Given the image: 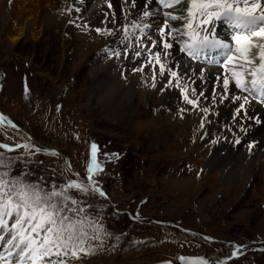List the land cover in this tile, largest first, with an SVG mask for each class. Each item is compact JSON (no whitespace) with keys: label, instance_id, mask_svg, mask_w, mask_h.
<instances>
[{"label":"rangeland","instance_id":"obj_1","mask_svg":"<svg viewBox=\"0 0 264 264\" xmlns=\"http://www.w3.org/2000/svg\"><path fill=\"white\" fill-rule=\"evenodd\" d=\"M14 1L24 9V14H18L21 17L10 20L0 12V114L20 126L0 123V145L12 149L0 147V153L13 158L9 178L21 177L45 188H58L70 180L87 185L84 178L92 163L93 143L97 163L107 165L102 171L94 168L92 178L109 198L91 190H69L78 202L69 201V207L84 208L74 218L84 221L87 235L84 251L74 249L75 256H63L65 264H146L164 259L178 264L179 254L209 257L211 264H264V169H260L264 143L254 149L247 143L254 140L245 134L239 143L220 138L230 118L211 117L215 116L210 111L213 102L206 104L209 112L202 114L201 128V122L181 113L178 102L161 103V96L155 99L157 93L163 94L161 88L142 83L132 84L142 91L131 97L135 113L128 114L127 106L110 105L112 117H107L99 108L105 99L92 100L94 90H99L92 74L97 67L95 56L115 59L105 48L111 38L106 25L80 14L81 0H70V4L58 0L61 21L50 26L37 22L43 14L37 5ZM31 14L30 21L35 22H27L20 40L12 42L8 31L16 33L22 19ZM173 50L174 46L171 53H176ZM114 65L127 88L125 70L132 68L136 74L137 64L118 59ZM109 68L104 64L99 71L104 69L100 72L106 76ZM166 115L181 124H174L159 144L151 136ZM255 119L246 122L252 125ZM223 148L250 154L242 182L238 176L229 178L221 169L207 167L211 153ZM249 167L253 169L250 178ZM8 170L0 168V172ZM94 235L99 239H93ZM201 235L223 241L209 242ZM236 237L247 247L240 257L226 260L232 247L228 242Z\"/></svg>","mask_w":264,"mask_h":264},{"label":"snow or ice","instance_id":"obj_2","mask_svg":"<svg viewBox=\"0 0 264 264\" xmlns=\"http://www.w3.org/2000/svg\"><path fill=\"white\" fill-rule=\"evenodd\" d=\"M153 0H146L145 10L136 20L125 24L118 31L108 30L110 36H118L119 43L127 49L129 45L148 53L142 70L153 69L152 87H156V76L166 80V87H178L186 104L193 109H199L207 114L209 108L200 107L203 92H197L191 87V79L185 80L175 64H169L171 49L175 44L180 45V51L185 52L192 59H200L209 55L212 50H223L224 64L229 68V75L221 77L223 93L230 92V80L243 93L254 97L264 98V2L262 0H158V9L163 17V25L158 28V38L152 40L148 30L153 28L151 20L143 23L146 18H152L157 11L151 9ZM135 7V0H132ZM183 22L181 26H174L172 22ZM227 24L232 30V43L217 39L215 34L216 22ZM72 23V21H70ZM99 32L100 29H97ZM122 32V35H121ZM139 32V35H137ZM149 41V43H145ZM207 50V51H206ZM114 56L121 52L113 50ZM135 55L143 52L137 50ZM170 77V78H169ZM223 93L218 92L221 100ZM249 95L231 97L239 103L236 115L245 114ZM186 109H181V113ZM5 119L0 116V120ZM260 122L259 119L256 120ZM200 127H204L201 120ZM239 143V140L236 141ZM12 149L7 145H0ZM251 147V145L249 146ZM37 151L40 149L37 148ZM92 163L88 167L87 185L70 180L58 188H45L40 183H27L21 177H10L12 157L0 153V168L8 171L0 172V247L7 246L4 253H0V264H65L62 259L69 253L75 256L79 249L84 251V239L87 234L83 231V220L74 216L84 212L77 201L69 195L70 189H77L84 193L90 190L105 196L97 182L92 178L95 171H102L96 161L97 145H91ZM115 156V154H112ZM72 213L73 215H69ZM86 219V217H85ZM93 239H99L94 235ZM236 255V253H233ZM60 258V259H54ZM183 259V258H182ZM190 264H211L207 258H190Z\"/></svg>","mask_w":264,"mask_h":264},{"label":"bare ground","instance_id":"obj_3","mask_svg":"<svg viewBox=\"0 0 264 264\" xmlns=\"http://www.w3.org/2000/svg\"><path fill=\"white\" fill-rule=\"evenodd\" d=\"M20 1H23V4L28 2L32 6L33 4L37 5V10L39 9L42 10L41 12L43 14L40 15V18L37 19V22L39 21L43 26L45 24L50 26V24H52V22L54 21L58 23L61 21L59 16L61 11L59 9L60 6L58 4V0H20ZM60 1L62 0H59V2ZM64 1H66V3L68 4L71 3L70 0H64ZM82 1H84L85 3L83 2L81 4L82 12L80 14H82L85 18L88 19L90 17L95 18V20H98L102 22L103 25H106L108 30L116 29L118 31L121 29L123 25L129 24L133 20L140 22V17L142 16L143 11L145 10V4H146V0H135V7L132 6V0H81V2ZM15 2L16 1L14 0H0V12L3 13L2 16L9 17V19L11 20V18L15 19V17L16 18L21 17L18 15L19 13L24 14V9H22L21 7L19 8L16 7ZM43 2L46 3L43 4ZM152 6L153 5H151V9L153 11H156V7L154 6L152 7ZM14 7L15 9H13ZM32 17L33 14L26 16L24 20L22 19V22H20V28L19 30H16L17 31L16 33L15 32L10 33L8 31L9 39L12 42L15 43L18 39L20 40L24 32L23 28L26 27V24H28L27 22H29L30 19H32ZM149 20H151L153 24V28L148 30V35L152 40H155L154 38L157 39L159 35L158 28L163 25V17L161 13H157L152 18H146L143 21V23H148ZM30 22H35V21H30ZM172 23L174 24V26L179 27L182 25L183 22L181 21V22H172ZM215 29H216V33L220 36V38H226L227 40L231 39L233 30L227 24L218 21L215 24ZM137 35H139V32H137ZM119 39L120 38L118 36H111L108 42L110 46L108 45L109 47L107 46L105 48L110 50V52L113 51V49L115 51H119L121 52V55L115 56V59L106 58L104 54L96 55L93 61V64L97 63L96 65H94L95 67L96 66L97 67L93 68L94 72H92V74H95V81H96V85H99V90L98 89L94 90V93L92 95V100L93 98L95 100L96 98H99L101 99V101L105 99L104 102H101L99 108L101 111L103 110L102 113L104 115L110 118L112 117V115H110V112L108 110L110 105L111 107L114 106L116 108H125L127 106L129 107L128 114L135 113V111L133 110L134 105H131L130 103L131 97L133 94L136 93L141 95L142 91L134 89L133 88L134 86L132 84L138 86L141 85L142 83L152 88V83H153V69L151 67H148L146 70H142L146 63V58L148 56V53L146 51H143V47L137 49L132 45H129V47L125 49L124 45L119 43ZM145 43L147 44L149 43V41H145ZM137 50L142 51L143 55L141 56L135 55V52ZM174 50L176 51L177 54L175 52L171 53L168 62L170 65L171 64L176 65V67L179 69L180 73L182 74L185 80H188L189 78L191 79V85H190L191 87L196 88L198 93L199 92L204 93V97L200 100V107L201 108L208 107L206 106V104H208L209 102H213L212 110L210 111H213V114L215 116H211V117H213L216 121H218L216 117H218L219 115L221 117L227 116L228 118H230L229 119L230 122L227 123L225 127V131L220 133V138H223L225 136V138H234V140H239L240 136H243L245 134L247 136H250V139L252 138L254 140V144L253 141L247 140L249 146L250 144H252L251 148L255 149L258 147L259 148L262 147L264 143V110L260 106L264 107V98L259 97L260 99L258 98L252 99L251 95L238 92L236 90L235 83L232 80H230V92L223 93L221 77L225 75H229V68L226 67L224 63H222V67H217L216 65H214V62L216 61V59H218L219 55L220 56L222 55L223 50H213L214 51L213 54L216 55V58L214 57L211 61H209L208 58L205 59L202 56L196 62H192L191 60L185 57L186 53L180 51L179 44L174 43ZM118 59L130 61V62L133 61L134 63L137 64L138 71L136 74H133V72L131 71L132 68L125 70V75H127L128 78L127 80H129L128 85L130 87L128 85L127 88L124 87L126 82H123L122 84V81L119 78V71H117L118 69H116V66L114 65V63H116ZM141 63L142 65L143 64L144 65L142 66ZM104 64H109L110 67L109 70H107L108 72H106V76L102 74L104 69L103 70L101 69L102 72H100L101 70L99 71V69L102 68ZM110 64L113 66H111ZM131 73L133 75H131ZM165 84H166V80L157 75L156 76L157 86L153 87V89L162 88V86ZM154 91L155 90H153V92ZM218 92L223 93L224 96L223 100H221L219 95H216ZM237 95L239 96L249 95V100L246 104L245 114L240 116L242 118L237 117L236 111L237 108L239 107V103H243L244 101L237 102L231 98ZM154 96L155 99L158 98L160 99L159 96H161L162 100L159 101L161 103L163 102V100L164 101L166 100L168 102L169 101L178 102L182 107L181 109H186V111L183 112V115L186 114L187 118H189V120H191L192 122L197 123V122H201V120L204 119L202 117L203 113L199 109H193L192 106H189L188 104L185 103L183 99V95L181 94L178 87L175 86L166 87L163 89L162 95L157 93ZM172 111H170V114L172 113ZM134 115L135 118L139 116V114H134ZM165 118L167 119H163L161 124L158 126L159 131L155 135L153 133L151 136V139L154 142H159V144L161 140H165L168 137L174 124H176V126H178V124H181V123H177L178 120L174 118L173 115L171 116L166 115ZM251 118H256L255 120H253L252 125L246 122V120ZM257 119L260 120L259 123L256 122ZM260 124L262 127L258 126ZM248 156H250V154L248 155V153H244V154L240 152L234 153L230 149L223 148V150H216L215 152L211 153V155L207 159L206 165L207 167L221 169L222 172L227 173V176L229 178H231L232 175L234 177L238 176L240 177V180L242 182L243 177H241V174L244 171L243 170L244 165H247L246 161L247 159H249ZM250 158L252 159V157ZM260 169H264V167L261 166ZM252 171L253 169L250 168L249 178ZM262 178L264 179V176ZM0 243H3V241H0ZM6 247H7L6 245L4 247H0V250L2 251V252L0 251V253H4L6 255V251H5Z\"/></svg>","mask_w":264,"mask_h":264},{"label":"water","instance_id":"obj_4","mask_svg":"<svg viewBox=\"0 0 264 264\" xmlns=\"http://www.w3.org/2000/svg\"><path fill=\"white\" fill-rule=\"evenodd\" d=\"M197 257L202 258V257H200L198 255H180L178 257V261H179L180 264H190V258H197ZM207 260L210 261V258L207 257ZM146 264H173V263L170 260L164 259V260H160V261H157V262L146 263Z\"/></svg>","mask_w":264,"mask_h":264},{"label":"flooded vegetation","instance_id":"obj_5","mask_svg":"<svg viewBox=\"0 0 264 264\" xmlns=\"http://www.w3.org/2000/svg\"><path fill=\"white\" fill-rule=\"evenodd\" d=\"M122 212H124V211H120V213H122ZM230 255H232V253H231ZM221 260H222V259H221Z\"/></svg>","mask_w":264,"mask_h":264}]
</instances>
